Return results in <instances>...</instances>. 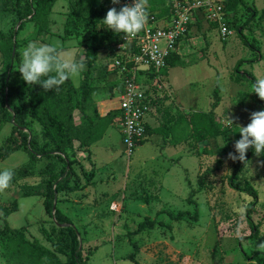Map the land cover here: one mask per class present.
Listing matches in <instances>:
<instances>
[{"label": "rangeland", "instance_id": "obj_1", "mask_svg": "<svg viewBox=\"0 0 264 264\" xmlns=\"http://www.w3.org/2000/svg\"><path fill=\"white\" fill-rule=\"evenodd\" d=\"M244 2L245 5L238 4L234 9L236 24L232 27L233 33L225 39L215 25L202 17L190 25L176 49L180 61L162 70L165 91L158 101L156 126L166 121L165 112L172 120L179 116L188 118L193 112H208L217 99L215 115L227 126H247L252 112L264 110L252 92L254 82L237 80L233 70L239 59H257L245 61L239 68L250 72L255 80L264 78V0ZM90 7L91 0H56L40 31L37 23H25L15 39L17 55L9 78L12 87L24 82L18 71L23 49L30 42L50 44L58 49L61 57L83 61L86 68V57H95L92 62L95 105L101 109L99 101H105V108L109 110L118 106L116 95L111 98L116 92V71L111 68L114 55L110 53L117 34L103 21L99 22L95 50L89 51L93 31ZM251 10L256 11V16L248 20ZM17 25L14 0H0L2 33L11 34ZM240 26L244 27L248 41L258 47L257 51L242 43L236 33ZM3 63L4 54L0 51V98L3 96ZM72 82L80 86L82 73ZM81 115L74 110L75 123L82 120ZM11 126L0 119V171L8 168L14 172L10 186L0 193V202L16 200L18 209L9 215L8 224L25 226L27 237L37 238L51 248L40 229H50L52 223L45 212L43 198L41 195L23 196L22 188L41 189L46 179L59 171L61 162L50 157L31 163L22 145L5 155L11 143L18 141L17 135L11 133ZM40 131V126L32 121L28 132L40 137ZM169 134L179 141L152 134L128 155L114 117L104 136L91 146V155L79 147L74 151L67 149L68 155H74L87 171L95 172V182L86 186L87 190L83 188L84 192L57 195V207L71 218L80 232L83 253H87L88 247L94 248L89 264H136L130 257L133 251H136L138 264H262L264 254L245 260L241 247L250 253L264 241L263 157L254 153L238 180L239 185L244 180L250 181L258 192L251 217L257 224L259 236L238 243L237 237L250 233L245 205L253 198L227 184V175L239 161L228 159L230 152L238 155L232 147L231 131L224 136L196 141L191 125L183 122L172 126ZM218 137L227 141L224 147L217 142ZM184 149L186 154L182 155ZM72 167L80 182H84L79 164ZM200 175L206 182L203 188L197 183ZM192 189L197 190L193 196L196 206L187 201ZM195 208L196 221L186 216L180 220L170 217L179 211L193 213ZM144 219L152 220V224L132 234ZM2 226L0 220V229ZM1 254L0 247V264H4Z\"/></svg>", "mask_w": 264, "mask_h": 264}, {"label": "trees", "instance_id": "obj_2", "mask_svg": "<svg viewBox=\"0 0 264 264\" xmlns=\"http://www.w3.org/2000/svg\"><path fill=\"white\" fill-rule=\"evenodd\" d=\"M21 1L14 0L16 14L18 15L17 27L9 35L3 34L0 30V51L4 54L3 96L0 98V119L11 123V133L18 137L17 143H11L5 155L8 152L17 150L22 145L31 163H35L42 158L54 157L58 158L61 162V168L57 173L51 174L46 179L41 189L37 187L22 188L23 196H42L45 212L52 219V223L50 229H46L45 227H41L40 229L52 247L44 245L37 238L27 237L25 226L13 227L8 224L7 218L18 209L17 201L12 200L0 202V220L3 222V226L0 229L1 255L4 258V264H89L90 254L94 248L88 247L87 253H83L79 230L73 224L71 218L57 207V202L53 209V203L54 199H57L58 193L83 190V188L95 182L93 179L95 176L94 170L87 171L81 163H78L74 155L73 157L68 155L67 149L74 151L75 143L77 142V147L85 148L89 156L90 151L88 147L104 136L107 128L112 124L114 117L117 119L120 111L111 108L105 115H100L98 112L93 100L95 86L92 84V70L94 68L92 62L95 60V57H86L87 68L82 72V83L80 86H75L72 79H69L60 87L59 91H45L40 85H27L25 81L20 85L17 84L12 87L11 79L9 78L13 60L17 55L15 39L18 33L23 29L26 22L37 23L40 31L56 0H23V4H21ZM121 1L119 0V3L114 4L112 0H91L89 19L93 26V31L91 35L92 41L87 48L89 51L95 50L94 42L97 38V25L103 21L109 9L115 7L119 11L124 6L121 4ZM149 2L152 8L165 6L166 4V0H149ZM238 4L245 5V2L244 0H225L224 2L225 10L230 12L228 22L231 27L236 24L233 14ZM165 8L160 11L159 15L168 10ZM71 13L73 14L74 10H71ZM255 16L256 11L251 10L248 20L253 19ZM210 24L215 25L211 22ZM243 29L244 27L240 26L236 30L238 37H240L245 46H249L257 51L258 47L248 41L246 35L243 33ZM121 34L116 35L112 46L118 41ZM255 60L257 59L237 60L233 68L237 80L250 79L252 82H255V77L250 72L241 71L239 68L243 62H253ZM179 61V54L173 52L166 59L167 67H171ZM114 83L116 85V92L111 98L122 90V82L118 79L117 75L115 76ZM255 97L264 107V100H261L256 94ZM217 105L218 99L212 102L211 109L208 112H193L188 118L179 116L174 120H172L173 117L168 112H165L166 121H163L157 128H150L147 124V134H161L166 139L172 126L188 122L191 125L192 135L196 141L224 136L227 132L231 131V143L235 151L234 143L241 138L239 127L227 126L221 123L214 112ZM87 109H89V112H87ZM74 110H78L82 114V120L79 123H75L73 120L72 114ZM32 121L40 126V137L28 132ZM9 141L11 142V140ZM203 150L206 149L204 148ZM253 154L254 149L249 148L246 153V161H237L232 172L226 177L227 184L231 189L246 193L253 198V201H249L245 205V218L250 228V233L243 237H237L238 243L244 239L255 240L259 236L257 224L254 223L251 217L255 209L258 192L248 180H244L242 185L238 184L240 173L245 169ZM261 156L264 159V153H261ZM76 163L79 164L80 172L85 179L83 183L80 182L79 175L72 167ZM72 178L75 179L73 182ZM197 183L203 188L206 182L200 175L197 178ZM196 192V189H192L187 197V201L195 206L196 201L193 196ZM185 216L196 221L198 219L196 208L193 213L190 211H179L175 215H170V217L176 220L183 219ZM150 224H152V220L144 219L137 224L136 229L131 231V233H138ZM241 251L245 260H251L254 255L260 254L257 250L246 253L242 247ZM135 255L136 251H133L130 257L138 264L135 260ZM60 256H63L64 259ZM262 264H264V257Z\"/></svg>", "mask_w": 264, "mask_h": 264}, {"label": "built area", "instance_id": "obj_3", "mask_svg": "<svg viewBox=\"0 0 264 264\" xmlns=\"http://www.w3.org/2000/svg\"><path fill=\"white\" fill-rule=\"evenodd\" d=\"M225 0H166L165 6L152 8L148 0V20L145 28L134 38L122 33L111 47V68L122 82V90L116 93L118 109L117 125L125 152L131 155L140 142L148 138L147 117L156 108L165 91L162 70L166 59L176 52L179 41L189 32L196 17L214 23L222 39L233 33L225 10ZM121 4L132 5L133 0ZM166 7L167 15H159ZM162 21V22H161ZM112 208H115L113 206Z\"/></svg>", "mask_w": 264, "mask_h": 264}, {"label": "clouds", "instance_id": "obj_4", "mask_svg": "<svg viewBox=\"0 0 264 264\" xmlns=\"http://www.w3.org/2000/svg\"><path fill=\"white\" fill-rule=\"evenodd\" d=\"M114 4L119 0H112ZM148 0H133L132 5H125L119 11L115 7L106 13L103 23L115 33H124L125 38L135 37L141 32L148 20ZM19 72L27 85H40L45 91H59L60 87L69 79L78 78L86 70L83 61L61 57L58 49L50 44L30 42L22 51ZM254 92L264 100V78L256 79L251 85ZM230 122L233 124L232 119ZM240 139L234 143L235 153L230 152L228 159L232 161H246L249 148L254 149L256 155L264 153V110L252 112L247 126H238ZM217 142L224 147L227 143L223 137ZM264 163V162H262ZM14 172L5 168L0 171V193L11 184ZM256 250L264 254V241L256 245Z\"/></svg>", "mask_w": 264, "mask_h": 264}, {"label": "crops", "instance_id": "obj_5", "mask_svg": "<svg viewBox=\"0 0 264 264\" xmlns=\"http://www.w3.org/2000/svg\"><path fill=\"white\" fill-rule=\"evenodd\" d=\"M156 5H158V4H156ZM166 9V8H165ZM169 13V10H165V12L163 13L164 15H167ZM162 22V21H161ZM159 101V100H158ZM158 101H157V103H156V108H155V110L153 109V111H151V113L148 115V117H147V123H148V125H149V127L150 128H157L158 126H156L154 123H155V118L156 117H158L159 116V114H158V108H159V104H158ZM99 103H101V105H102V110L99 108V107H97V109H98V112H99V114L100 115H105L107 112H108V108H105V106L107 105V102H105V101H99ZM165 104H168V101L166 100L165 101ZM156 126V127H155ZM153 134H157V133H153ZM150 135V134H149ZM149 135H148V137H149ZM152 135V134H151ZM159 135H161V134H159ZM168 138H166L165 140H167V139H170V140H172L173 139V137L172 138H170L171 137V134H168ZM148 139V138H147ZM178 139V138H177ZM177 139H173L174 141H179V140H177ZM170 143V142H169ZM94 144H96V142H94L93 144H91L89 147H88V149H89V151H90V155H91V153H92V151H91V146H93ZM78 146V144L77 145H75V149L76 148H78L77 147ZM74 149V150H75ZM81 150H83L84 152H87L86 151V149L85 148H80ZM186 149H184V151L182 152V155H185L186 153ZM88 153V152H87ZM88 155V154H87ZM179 157V156H178ZM177 157V158H178ZM83 183V182H82ZM84 190H87V188H85ZM84 190H82V191H80V192H84ZM77 191H79V190H77ZM74 192H76V191H74ZM74 192H70V193H74Z\"/></svg>", "mask_w": 264, "mask_h": 264}, {"label": "water", "instance_id": "obj_6", "mask_svg": "<svg viewBox=\"0 0 264 264\" xmlns=\"http://www.w3.org/2000/svg\"><path fill=\"white\" fill-rule=\"evenodd\" d=\"M13 121V120H12ZM56 202H57V199L55 198L54 199V203H53V209L55 208V206H56Z\"/></svg>", "mask_w": 264, "mask_h": 264}]
</instances>
